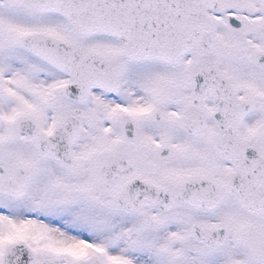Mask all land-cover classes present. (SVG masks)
<instances>
[{"label": "snow or ice", "instance_id": "1", "mask_svg": "<svg viewBox=\"0 0 264 264\" xmlns=\"http://www.w3.org/2000/svg\"><path fill=\"white\" fill-rule=\"evenodd\" d=\"M0 264H264V0H0Z\"/></svg>", "mask_w": 264, "mask_h": 264}]
</instances>
